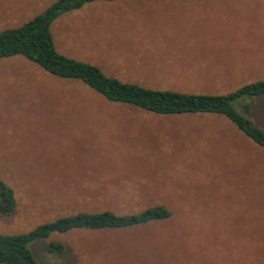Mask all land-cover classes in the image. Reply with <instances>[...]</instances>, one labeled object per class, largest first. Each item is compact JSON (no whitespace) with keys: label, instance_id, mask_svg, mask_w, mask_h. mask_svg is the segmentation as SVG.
<instances>
[{"label":"rangeland","instance_id":"374dc122","mask_svg":"<svg viewBox=\"0 0 264 264\" xmlns=\"http://www.w3.org/2000/svg\"><path fill=\"white\" fill-rule=\"evenodd\" d=\"M53 1L0 0V30L18 27ZM155 1L157 8L149 1L141 8L135 0L92 1L61 13L49 28L53 47L149 89L224 95L264 80V0H181L174 7ZM168 26H193L185 33L194 30L211 44L186 49L205 63H224L206 66L218 70L212 75L237 70L248 77L135 78L143 68L126 59L142 45L124 40H136L139 29L149 31L145 38L180 31ZM237 63L245 65L226 66ZM251 108L250 119L264 131V98ZM0 181L15 201L0 216V234L82 211L127 215L162 205L169 212L164 221L126 229L53 232L29 245L38 264H264V150L221 116L153 114L106 101L20 56L1 59ZM52 245L63 253L48 252Z\"/></svg>","mask_w":264,"mask_h":264},{"label":"trees","instance_id":"16d2710c","mask_svg":"<svg viewBox=\"0 0 264 264\" xmlns=\"http://www.w3.org/2000/svg\"><path fill=\"white\" fill-rule=\"evenodd\" d=\"M92 1L115 0H55L42 12L18 27L0 30V60L20 56L43 72L61 79L76 80L103 99L158 115L213 114L228 120L244 137L264 150V131L250 119L252 102L264 98V80L244 84L224 95L188 94L149 89L135 83L121 82L103 75L97 67L59 54L53 47L50 24L61 13L79 9ZM15 208L11 188L0 181V216ZM164 206L147 207L136 213L116 215L110 211L77 212L39 224L19 234H0V264H38L29 245L49 234L74 229L116 230L166 220ZM61 255L59 245L48 252Z\"/></svg>","mask_w":264,"mask_h":264},{"label":"crops","instance_id":"0c3cea01","mask_svg":"<svg viewBox=\"0 0 264 264\" xmlns=\"http://www.w3.org/2000/svg\"><path fill=\"white\" fill-rule=\"evenodd\" d=\"M115 1H120V0H115ZM135 1L138 3L137 4L138 8H141V6L139 5L141 1H149V3H154L156 4V8H157V4H161V2L155 0H135ZM180 1L181 0H171L169 3H163L162 5H167V6L173 5L174 7L178 5ZM140 27L141 26H138V28ZM168 27L179 28L180 31L178 32V34H176L173 33L171 30H169L164 33H158V36L156 38H152L149 36L145 38L144 36L148 34L149 31H147L146 29H139L137 32L138 38L136 40L133 39L124 40L127 47H130L129 44H132L133 47H136L135 45L138 43L142 45V47L138 50L140 52L138 51L136 52L138 56L126 59V61L129 62V65L131 67L133 66L138 69L139 67L143 68V69H139L141 72L135 71L139 73V75L136 76L135 78H144V79H153V80H194V79L204 80V79H217V78L232 79V78L248 77L246 74L237 75L238 73L243 72V71L236 72L237 70H234L235 74L231 76L212 75V73H217L216 71L218 70H206L205 67L210 65L220 66L224 63H216V64L205 63L206 60L203 59H207V58H203L199 56L201 54L195 53L193 50L189 52L186 49V47L193 46L195 43H198L200 48H210L211 44H209L208 42L200 41L199 38L191 34L192 32L194 33V30H191L189 34L185 33V30L187 28L193 26H168ZM183 40H185V42H183ZM151 46L155 47V54H157L155 55L156 57L154 58L150 48ZM146 51H151L148 59H146V53H147ZM168 51H172L173 54L167 56L166 53ZM199 53L202 52L200 51ZM194 54H196L197 56H194ZM226 54H228L227 50H226ZM221 57H225V56H221ZM196 58H198V60H203V61L195 62L194 60H197ZM243 64L245 65V63H241V64L237 63V64H226V66H239V65L242 66ZM186 67H191V70L190 69L186 70L188 69ZM192 68L195 70H192ZM128 69L129 70H124V71H130V72L133 71L132 68L128 67ZM244 69L245 67H241L240 70H244ZM259 69L261 68L258 67L255 72H257ZM143 72H147L148 74ZM177 92H181V91H177ZM194 94H198V93H194ZM159 221H164V220H159Z\"/></svg>","mask_w":264,"mask_h":264}]
</instances>
